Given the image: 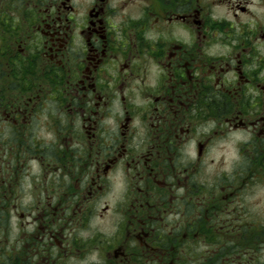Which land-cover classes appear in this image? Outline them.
Masks as SVG:
<instances>
[{"label": "flooded vegetation", "instance_id": "flooded-vegetation-1", "mask_svg": "<svg viewBox=\"0 0 264 264\" xmlns=\"http://www.w3.org/2000/svg\"><path fill=\"white\" fill-rule=\"evenodd\" d=\"M0 264H264V0H0Z\"/></svg>", "mask_w": 264, "mask_h": 264}, {"label": "rangeland", "instance_id": "rangeland-1", "mask_svg": "<svg viewBox=\"0 0 264 264\" xmlns=\"http://www.w3.org/2000/svg\"><path fill=\"white\" fill-rule=\"evenodd\" d=\"M2 236L4 237L5 235L3 233H1V231H0V244L3 243V241H4V238H2Z\"/></svg>", "mask_w": 264, "mask_h": 264}]
</instances>
